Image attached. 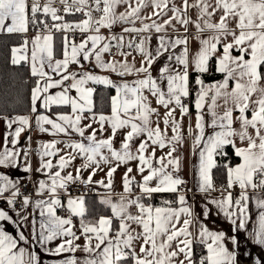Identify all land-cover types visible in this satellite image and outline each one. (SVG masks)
I'll use <instances>...</instances> for the list:
<instances>
[{"label": "snow or ice", "instance_id": "6c2138e0", "mask_svg": "<svg viewBox=\"0 0 264 264\" xmlns=\"http://www.w3.org/2000/svg\"><path fill=\"white\" fill-rule=\"evenodd\" d=\"M60 3L64 13H82L86 18L79 22L65 21L58 8L52 6V0L43 4L40 0H31L30 4L29 0H0V29L26 33L30 22L37 28L43 25L31 40V75L37 77L31 90V113L35 114L40 132L67 138L38 142L33 150L30 144L19 143L22 133L30 130L32 117L0 116L10 130L4 133L0 147V169L22 168L23 172L31 173L35 151L39 157L35 171L47 175V180L35 182L34 199L31 195L21 197V182L0 171V201L7 205L0 207V222H7L16 230L13 235L6 230L5 223H0V264H42L40 252L27 247L30 243L57 257L51 264H238L237 236L212 230L205 220L213 213L222 214L230 224V231L247 230L253 204L258 210L257 226L247 235L254 244L264 246V0H180L179 3L176 0H60ZM121 5L126 6L124 11H118ZM146 7L152 11L141 16ZM193 9L194 19L190 15ZM41 12L50 15L51 27L46 20L37 21ZM93 12L99 13V17L94 19ZM6 21L10 23L5 27ZM137 21L139 27L135 26ZM173 21L183 27L185 34L167 35L169 27L176 31ZM118 24L122 26L119 35L101 34L102 28L111 31ZM190 24L194 25V39L199 42L194 54L187 35ZM53 30L64 33L60 59L55 57ZM77 30L86 34L79 43L69 37V33ZM153 32L158 43L151 49ZM108 41H115L117 48L138 52L142 56L139 66L127 60L106 61L104 54L113 47ZM28 43L25 40L21 47L12 49L13 65L28 61L26 55H18L27 52ZM93 57L94 67L109 74H96L81 63V58L91 63ZM161 60L163 64L154 77L152 68ZM212 60H215V72L222 74L223 79L205 83L202 76L211 71ZM72 65L79 68L72 70ZM192 72L197 73L195 115L194 124L187 126L186 138L175 111L179 109L181 117H192L184 103V98L192 94ZM111 73L120 80H113ZM128 76L136 78L129 81ZM89 83L115 90L110 114L94 111L96 89L89 87ZM50 89L60 90L50 93ZM73 89L75 95L71 94ZM145 92L156 97V103L166 109L163 130L158 120H153L154 115L159 117V112L150 106ZM38 101L40 108L48 110L47 114L38 112ZM53 106L67 107L70 112L53 113ZM121 133L116 148L115 140ZM77 135L79 139L75 138ZM186 139L191 141V150L198 156L197 190L206 199L199 213L188 203L187 193L192 190L182 189L185 181L179 175L182 158L177 149ZM59 144L70 151L60 154ZM157 147H167L168 151L157 158ZM228 147L239 158L238 164H231ZM57 155L54 164L51 157ZM78 156L83 158V163L75 169V175L70 171L62 175ZM133 161H138L139 181L131 175L133 168L128 166ZM101 165H107L105 178L93 181L97 171H103ZM121 165L126 168L123 191L116 193L117 199L113 200L114 174ZM57 167V171H46ZM217 168L224 170L226 183L220 186L218 196H211L217 191L213 178ZM84 169H90L86 180L82 179ZM75 181L96 183L106 189L107 194L100 202L110 208L111 215L86 220L82 196H69L67 217L58 215L59 209H65L59 190H67L68 184ZM165 194L175 195L176 199H162L159 205L145 203ZM132 208L136 211H131ZM37 211L38 219L34 215ZM10 212H15V218ZM73 217L80 218L78 227ZM81 239L83 244L79 243ZM226 241L232 245L231 249ZM255 264L262 261L256 259Z\"/></svg>", "mask_w": 264, "mask_h": 264}, {"label": "crops", "instance_id": "0c3cea01", "mask_svg": "<svg viewBox=\"0 0 264 264\" xmlns=\"http://www.w3.org/2000/svg\"><path fill=\"white\" fill-rule=\"evenodd\" d=\"M177 3L180 2V0H176ZM191 2V0H190ZM125 5H121L118 7V11H124L125 9ZM152 11L151 7H146L144 9H142L141 11V16H147L150 12ZM168 15H171V13L169 12ZM190 15L193 17V19L196 17V10H190ZM99 15L96 16V18H98ZM49 18L50 15H49ZM166 18V17H165ZM218 18V17H217ZM153 19H156V17H153ZM145 22H150L148 20H145ZM159 22V21H158ZM10 21H6V25L9 24ZM173 24H175L176 27V31H173V29L171 27L167 28V35L170 37H175L177 34L183 35L184 33V29L183 27H181L179 24H176L175 21H173ZM125 27L130 26V25H124ZM136 27L140 26V21L136 22ZM195 27L194 25H189L188 26V33L187 35L190 38V50L191 52L194 54L199 47V42L197 40L194 39V35H195ZM122 32V26L121 25H114L113 28L111 29V31L107 28H102L101 29V34L104 35L105 37H108L112 34L115 35H119ZM0 33H7L5 30L0 29ZM23 35V41L18 44V45H13L10 49V61L12 59V49L14 47L19 48L21 47V45L24 43L25 40H28L29 43L27 45V52H20L18 53V55H26L28 57V61H21L20 64H26L28 65L30 74H31V64H30V60H31V49H32V45H31V40L32 38L35 37V35L37 34V32H26V33H19ZM135 35V34H132ZM54 40V49H55V53L56 52H60V55L55 57L57 59L62 58V40L64 35L61 34H53ZM127 39V36H126ZM73 40V39H71ZM74 41V40H73ZM75 42V41H74ZM109 43L113 44L116 43L115 41H108ZM79 43V42H76ZM158 41L156 40V34L153 32L152 34V39L150 42V48L154 49L157 46ZM181 46H178V48H180ZM222 50V49H221ZM238 54L236 52L233 53ZM104 59L107 60H112L115 59L117 61H123V60H127V62L129 63H135L136 66H139L140 61L142 60V56L136 52L135 50L131 53V55H116V56H109L108 53L104 54ZM213 62V66L215 68V60H212ZM81 63L85 66L86 69H90L91 71H93L96 74H109L106 71H103L101 69L95 68L94 67V57L92 62H88V61H83L81 58ZM163 64V60L157 62L153 68H152V72H153V76L156 77L158 76V69L159 67H161ZM72 70H76L79 68V65H72ZM47 70V69H46ZM195 73V72H194ZM54 75V74H53ZM111 78L113 80L119 81L120 78L115 74V73H111L110 74ZM135 76H128L126 77V79H128L129 81H131L132 79H135ZM36 79L37 77H34V84L33 87H35V83H36ZM89 87H94V85H92L91 83H89L88 85ZM196 86V85H195ZM32 87V88H33ZM32 90V89H31ZM60 89H50V93H54L55 91H59ZM197 89L194 90L193 94L188 97V98H184V103L187 104L192 112V117H188V116H184L181 117L180 116V112L179 109H176L175 111V117L182 123L183 125V132L185 137L187 138V126L189 125V123H193L194 124V115H195V108H194V100H195V92ZM113 93L112 95H115V90L112 89ZM72 95H75V90H72ZM145 95L148 96V100L150 103V106L153 108H156L159 112V117L157 116H153V120L159 122L161 129H164V125H163V116L166 112V109L162 106V105H158L156 103V97H153L150 93L145 92ZM39 101H38V112L39 113H45L47 114L48 110H45L43 108L39 107ZM53 107H57V106H53ZM51 112L53 113H57V112H70L69 108H65L64 110H55L53 111L51 109ZM96 112V111H95ZM111 112V100H110V110L106 113L103 114H110ZM99 113V112H97ZM14 115H30L32 117V121H31V128L30 130L26 131L25 133H22L21 137H20V145L21 146H26L27 144H30L33 148V150H35L38 142H48L51 141L52 139H67L66 137H64L62 134L60 136H52L50 133H44V132H40L35 124V120H34V116L35 114L31 113V92H30V110L26 113H21V114H10L7 116H14ZM0 116H4V115H0ZM47 127V126H46ZM153 127H155V124H153ZM15 125L13 126L14 130ZM6 131H10L6 128V124L4 120H0V147L3 146V136L4 133ZM105 136L107 135L104 134ZM122 135L123 133H121L120 135H118L116 137L115 140V147L119 148L121 139H122ZM168 135H171V131L170 129L168 130ZM31 136V140H28V137ZM76 139H79L78 135L75 136ZM139 143V139L136 141V144L138 145ZM150 143V141H149ZM136 145H134L135 148ZM57 147H59L60 149H62L60 154H64L65 152L70 151V149H65L63 144H59L57 145ZM149 151H151V149H149ZM168 151V148H164V149H159L157 147L156 152H155V157H160L162 155H164L166 152ZM177 154L181 156L182 158V164H181V168H180V172L179 175L182 177V179L185 181V186L182 187L183 188H187V189H191L192 191H189L187 193V200L188 203L190 205H192L193 209L195 212L199 213L201 208L203 207L204 203H206V199H204V194L200 193L197 190V177L195 174V165L198 161V156L196 154L193 153V151L191 150V141L190 140H185V143L180 145L177 149ZM59 156L57 155L56 157H51V159L53 160V163L55 164L56 160H58ZM38 160L39 157L36 154L35 151H33L32 154V160H31V164H32V172L31 173H25L22 171L21 169H10V170H3L0 169V171H6L7 174H9L10 178L12 179H18L19 181H21L22 178H28L32 185H33V193L31 194V196L35 199L36 198V193H35V182H37L39 179H45L47 180V175L46 172H36L35 169L38 167ZM240 162V160L236 163L238 164ZM83 163V158L81 157H77L72 163L71 165L62 171V175H66L67 172H72L73 175H75V169L77 167H79L81 164ZM155 163V161H154ZM138 161H133V162H129L128 166H131L133 168V173L131 174L132 176H134L136 178L137 181L141 180V175L138 171H136V167H137ZM235 165V164H234ZM158 166V165H157ZM101 167L103 168V171H97V173L93 176V181H99L101 179L105 178V174L107 172V165H101ZM59 170L58 167L51 169V170H46V171H57ZM126 171L125 166L121 165L117 172L114 174V186H113V190H112V199L116 200L117 196L116 193L122 192L123 191V187H122V177H123V173ZM90 172V169H84L82 172V179L86 180L87 176ZM145 174H147V170L145 172ZM50 182V181H49ZM216 185V184H215ZM219 186V185H218ZM90 187V193L96 194L98 196V198L101 200L103 196H105L107 194V190L104 189L102 186H100L99 184L96 183H92L91 185H89ZM220 188V186H219ZM219 188H217L216 192L211 193V196H218L219 195ZM69 196L75 198V197H80L82 196L84 198L85 195H78V194H74V193H68L66 191H63L62 189L59 190V198L61 199L62 204L65 205V209H59L57 214L60 215L61 212L63 210H66V205H67V200L69 198ZM173 200L176 199L175 195H171V197ZM0 207H5L7 208L6 202L5 201H1L0 203ZM213 208L215 206H212ZM29 212L32 211L31 208L28 209ZM111 211V210H110ZM131 211L135 212L136 209L132 208ZM11 215H13V217L15 218V212H10ZM258 214V210L255 208V205L253 204L251 206V213H250V219H249V223L247 225V230H241L239 232L236 231H230V224L228 221H226L223 218V215H216L215 213H213L212 216H210L209 218H207L205 220V222L207 223V225L212 229V230H223L226 232V235L228 236H237L238 241H239V248H237V252H238V264H255V260L256 259H260L262 261V264H264V246H260V245H256L252 242L251 238L247 235L248 232L252 231L254 227H256V222H255V218L256 215ZM36 216V218L38 219V211L34 214ZM202 219H205L203 217H201ZM98 219V218H97ZM94 219V220H97ZM80 218L79 217H73V223L74 225H76L78 227V223H79ZM89 220V219H86ZM0 223H5V228L7 231H9L11 234L15 235V226L13 225H9L7 224V222H0ZM24 231H28L27 229H22ZM80 244H83L84 241L83 239H81L79 241ZM226 246H228L230 249L232 248V245L230 244V242L226 241ZM27 247L30 248V250H36L38 252H40V256H41V261L42 264H51V261L53 259H56L57 257H52L50 254L48 253H43L42 251H40V248L37 244L35 243H30L29 245H27ZM247 252L248 255H244V253ZM78 255H83L82 253H77ZM63 255H69V254H63ZM62 258V257H61ZM181 259L183 258L182 256L180 257Z\"/></svg>", "mask_w": 264, "mask_h": 264}, {"label": "trees", "instance_id": "16d2710c", "mask_svg": "<svg viewBox=\"0 0 264 264\" xmlns=\"http://www.w3.org/2000/svg\"><path fill=\"white\" fill-rule=\"evenodd\" d=\"M49 20V16L38 14ZM65 21H78L79 17L74 14H68L64 17ZM23 41V35L19 33H0V115L21 114L30 110V92L34 84V77L30 74L28 65L17 64L13 65L10 61V49L13 45H18ZM56 56L60 52L55 53ZM197 73L192 72L190 79L192 83V94L197 86L194 81ZM205 83H213L222 80V74L215 72V68L211 65V71L202 76ZM96 89L93 95L94 111L99 113H106L110 110V100L112 96V89L106 88L102 85H94ZM191 94V95H192ZM66 107L57 106L52 110H64ZM228 156L231 164H236L239 158L235 157L233 149L227 148ZM222 162V161H221ZM214 183L221 186L226 183L224 170L217 168L213 171ZM171 195L165 194L163 196L156 195L152 200H145V203L159 205L162 199H171ZM173 200V199H172ZM96 194L89 193L84 196L86 207L85 219L94 220L101 215L110 216V208L106 207L100 202ZM200 248L197 249L199 253ZM206 251V250H205Z\"/></svg>", "mask_w": 264, "mask_h": 264}, {"label": "built area", "instance_id": "2783aa9c", "mask_svg": "<svg viewBox=\"0 0 264 264\" xmlns=\"http://www.w3.org/2000/svg\"><path fill=\"white\" fill-rule=\"evenodd\" d=\"M41 4L43 3H46L47 0H40ZM31 3V0H29V4ZM52 6L58 8L59 12L58 14L59 15H62V16H66L68 14H74V15H77L79 17V20L78 21H67V22H79L80 20L82 19H85L86 17L83 16L82 13H64L63 12V6L61 5L60 3V0H52ZM39 15L40 14H43L42 12L41 13H38ZM37 14V21L39 20H46V22L48 23V26L51 27L52 25V20L49 19H45L43 16H38ZM99 15V13H96V12H93V18L95 19L96 16ZM29 16H30V12H29ZM43 28V25H40L39 28H37L36 26H34L31 22L29 23L28 25V32H37L38 30H41ZM52 34H61V35H64V33L61 31V32H56L55 30H53V33ZM86 34H81L78 30L75 32V33H69V37L70 39H73L75 42H81V40L84 39V36ZM113 47L110 49V51L108 52V55L109 56H116V55H121V53H128V52H133L134 49H129L127 47H122V48H117L115 47V43L112 44ZM21 189H20V192H21V197L24 196V195H31L32 192H33V185L31 183V181L28 179V178H24L22 179L21 181ZM183 187V186H182ZM217 188H219L218 185H216ZM68 193H74V194H78V195H86V194H89L91 191H90V187L88 184H84L80 181H75V182H71L68 184L67 186V190H64ZM169 200H172L169 199ZM19 206V205H18ZM68 215V212L66 210L63 211V217H67Z\"/></svg>", "mask_w": 264, "mask_h": 264}, {"label": "rangeland", "instance_id": "374dc122", "mask_svg": "<svg viewBox=\"0 0 264 264\" xmlns=\"http://www.w3.org/2000/svg\"><path fill=\"white\" fill-rule=\"evenodd\" d=\"M212 64H213V62H211V65H212ZM22 179H24V178H22ZM22 179H21V180H22ZM62 190H63V189H62ZM63 191H64V190H63ZM32 193H33V192H32ZM63 211H64V210H63ZM63 211H62L61 214H60L62 217H63ZM78 226H79V223H78Z\"/></svg>", "mask_w": 264, "mask_h": 264}, {"label": "water", "instance_id": "95a60500", "mask_svg": "<svg viewBox=\"0 0 264 264\" xmlns=\"http://www.w3.org/2000/svg\"><path fill=\"white\" fill-rule=\"evenodd\" d=\"M0 203H1V201H0Z\"/></svg>", "mask_w": 264, "mask_h": 264}]
</instances>
